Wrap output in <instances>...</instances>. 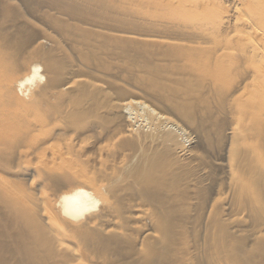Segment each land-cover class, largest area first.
<instances>
[{
	"label": "bare ground",
	"instance_id": "bare-ground-1",
	"mask_svg": "<svg viewBox=\"0 0 264 264\" xmlns=\"http://www.w3.org/2000/svg\"><path fill=\"white\" fill-rule=\"evenodd\" d=\"M0 264H264V0H0Z\"/></svg>",
	"mask_w": 264,
	"mask_h": 264
},
{
	"label": "rangeland",
	"instance_id": "rangeland-1",
	"mask_svg": "<svg viewBox=\"0 0 264 264\" xmlns=\"http://www.w3.org/2000/svg\"><path fill=\"white\" fill-rule=\"evenodd\" d=\"M225 5H229V3H225ZM183 138V140H184V144L185 145H188V146H190V141L188 140V138L186 137L185 138V136L184 137H182ZM186 140V141H185ZM89 148V147H88ZM95 150H90L89 149V151L87 152L88 154H89V156H92L95 152H94ZM91 153H92V155H91Z\"/></svg>",
	"mask_w": 264,
	"mask_h": 264
}]
</instances>
